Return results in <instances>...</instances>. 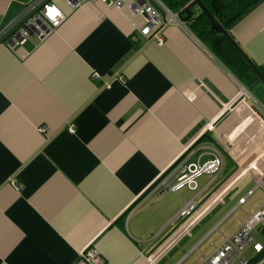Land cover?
<instances>
[{
    "label": "crops",
    "instance_id": "0c3cea01",
    "mask_svg": "<svg viewBox=\"0 0 264 264\" xmlns=\"http://www.w3.org/2000/svg\"><path fill=\"white\" fill-rule=\"evenodd\" d=\"M34 1L0 0L1 25ZM152 3L171 21L164 43L140 35L132 0H52L66 20L49 38L0 42V264H75L89 249L103 264H201L264 207V126L241 155L228 136L264 125V84L244 85ZM230 31L264 71V0ZM193 164L196 190L177 189ZM253 235L263 250L245 263L264 264V227Z\"/></svg>",
    "mask_w": 264,
    "mask_h": 264
},
{
    "label": "built area",
    "instance_id": "2783aa9c",
    "mask_svg": "<svg viewBox=\"0 0 264 264\" xmlns=\"http://www.w3.org/2000/svg\"><path fill=\"white\" fill-rule=\"evenodd\" d=\"M52 0H36L17 15L6 25L0 23V42L10 46L22 45L30 41L34 36L44 41L55 33L65 22L63 13L54 5ZM72 10L81 8L86 2L102 3L107 7L122 10L125 0H63ZM131 9L135 15L140 16L145 21V26L139 30L141 36L158 43L165 41V27L171 24L167 15H163L152 3V0H132ZM170 15V14H169ZM55 17V20L52 19ZM171 19L177 21L178 15ZM93 80L100 79L98 73L92 75ZM247 92L240 93L241 101L246 100ZM45 133L46 128H41ZM201 172L197 164L188 165L182 168L180 176L177 177V189L188 186L191 190H196V176ZM164 186V184H161ZM195 200L185 204L182 210L172 220L175 224L180 220L187 219L196 211ZM264 227V207L253 212L244 220L240 228L230 237L226 238L223 244L209 257H204L201 264H246L244 253L254 246L260 253L263 248L255 243L253 232L258 227ZM104 261L99 253L94 249L85 251L75 264H103Z\"/></svg>",
    "mask_w": 264,
    "mask_h": 264
},
{
    "label": "trees",
    "instance_id": "16d2710c",
    "mask_svg": "<svg viewBox=\"0 0 264 264\" xmlns=\"http://www.w3.org/2000/svg\"><path fill=\"white\" fill-rule=\"evenodd\" d=\"M158 1L188 24L191 33L227 65L244 85L252 87L260 82L231 42L213 30L210 19L199 8L196 0ZM261 1L263 0H200L226 31L231 30ZM260 71L264 74V71Z\"/></svg>",
    "mask_w": 264,
    "mask_h": 264
},
{
    "label": "water",
    "instance_id": "95a60500",
    "mask_svg": "<svg viewBox=\"0 0 264 264\" xmlns=\"http://www.w3.org/2000/svg\"><path fill=\"white\" fill-rule=\"evenodd\" d=\"M199 8L202 10L204 14L208 16L211 22V26L214 31L217 33L225 36L231 44L235 47V49L238 51V53L242 56V58L246 61V63L250 66V68L254 71L256 76L259 78V80L264 84V74L260 71L259 67L249 59V57L243 52L241 47L238 45V43L233 39L231 35V31H226L219 23L218 21L213 17V15L205 8V6L200 2V0H196Z\"/></svg>",
    "mask_w": 264,
    "mask_h": 264
},
{
    "label": "bare ground",
    "instance_id": "6f19581e",
    "mask_svg": "<svg viewBox=\"0 0 264 264\" xmlns=\"http://www.w3.org/2000/svg\"><path fill=\"white\" fill-rule=\"evenodd\" d=\"M254 118V117H253ZM254 122V125L252 127H249V119H245L242 122L238 123L237 126H235L233 129V133H229L228 136H232V140H234V145L236 148V154H243L244 150L243 149H239V147L241 146V142H248V134L250 135V137L253 139V134L256 135L257 131L255 130L256 125H258V123H256V119L254 118L253 120H251V123ZM250 129V130H249ZM251 132V133H250ZM253 133V134H252ZM244 139V140H243Z\"/></svg>",
    "mask_w": 264,
    "mask_h": 264
},
{
    "label": "rangeland",
    "instance_id": "374dc122",
    "mask_svg": "<svg viewBox=\"0 0 264 264\" xmlns=\"http://www.w3.org/2000/svg\"><path fill=\"white\" fill-rule=\"evenodd\" d=\"M253 95H254L255 99H258L257 96H256V94H255L254 92H253ZM259 123H260V122H259ZM260 124H261V123H260ZM260 126L263 127L264 125H259V124L256 125L255 130H256V131H257V129L259 130V129H260ZM262 127H261V128H262ZM260 130H261V129H260ZM257 133H258V132H257ZM257 133H256V134H257ZM258 134H260V132H259ZM256 137H257V136H256Z\"/></svg>",
    "mask_w": 264,
    "mask_h": 264
},
{
    "label": "clouds",
    "instance_id": "9594fccd",
    "mask_svg": "<svg viewBox=\"0 0 264 264\" xmlns=\"http://www.w3.org/2000/svg\"><path fill=\"white\" fill-rule=\"evenodd\" d=\"M53 20H55V17H52Z\"/></svg>",
    "mask_w": 264,
    "mask_h": 264
}]
</instances>
